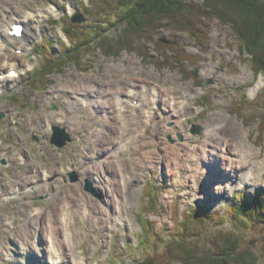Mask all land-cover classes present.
<instances>
[{
	"label": "rangeland",
	"instance_id": "obj_1",
	"mask_svg": "<svg viewBox=\"0 0 264 264\" xmlns=\"http://www.w3.org/2000/svg\"><path fill=\"white\" fill-rule=\"evenodd\" d=\"M189 1L200 8L203 0ZM98 6L107 8L93 0H0V264H35L32 248L46 264L45 234L51 231L41 229L47 221L46 211L53 212L49 218L54 216L57 224L67 221L64 225L73 231L61 247L66 255L61 257L56 251L61 258L58 263L48 261L50 264H140L145 257L165 252L192 205L219 213L202 230L196 228L199 221L194 218L186 226L198 232L192 238L185 235L186 241L194 239L196 253L212 248L213 241L229 231L241 239V250L253 251L258 263L264 264V226H246L226 212L221 215L237 195L251 200L264 193L260 120L238 116L239 110L247 117L261 116L264 76L256 75L251 62L240 56L230 26L217 16L200 18L203 24H196V35L167 27L156 32L161 42L175 46L163 47L172 59L164 64L154 40L115 54L102 53L94 42L80 48L82 41L75 38V31L85 32L86 37L97 27L107 36L120 31L109 25L116 19L113 13L100 12ZM30 14L35 19L28 30L26 18ZM16 21L25 23V41L5 36ZM144 50L149 59L142 54ZM47 57H55L53 69ZM177 58L180 63H173ZM12 67L18 76L9 75ZM127 85L136 88L141 97H134L142 98L145 104L153 100L150 91L157 87L158 105L146 122L141 107L127 102L132 115L117 114L116 119L122 127L119 135H124L115 138L114 144L106 143L103 137L99 144L104 120L91 106V99L102 95L110 98L116 89L125 97ZM86 86L89 90L82 89ZM218 124L225 127L221 133L234 138V144L242 142L248 150L245 168L224 170L232 182L248 174L245 183L233 188L221 177L217 181V174L207 169L214 161V165L227 166L229 155L225 151L214 150L209 154L211 162L206 155H195L198 148L212 152L209 147L213 142L207 134ZM54 126L62 128L70 140L60 145L52 142ZM132 126L138 131L127 130ZM196 127L200 131L193 133ZM108 144L112 146L108 153L118 151L114 158L126 162L125 174L119 168L115 171L118 175L113 174L119 183L114 197L121 200L120 216L115 214L113 194L107 187L112 175L106 174L101 164ZM241 147L233 150L238 159ZM109 177L103 186L104 178ZM87 181L93 190L87 188ZM148 191L155 201L145 196ZM65 208L68 211L62 214ZM97 208L99 212L93 215ZM36 214L38 219H33ZM59 235L55 234L61 240ZM156 264L185 263L171 258Z\"/></svg>",
	"mask_w": 264,
	"mask_h": 264
},
{
	"label": "trees",
	"instance_id": "obj_2",
	"mask_svg": "<svg viewBox=\"0 0 264 264\" xmlns=\"http://www.w3.org/2000/svg\"><path fill=\"white\" fill-rule=\"evenodd\" d=\"M93 1L107 5V8L105 6V8L98 6L100 9L98 11H111L113 13L112 16H115L116 19L114 22L109 23V25L113 27L114 31L118 30V28L120 31L118 30L119 33L116 35L107 36L104 33L98 32L97 27L94 33L87 35V37L84 35L85 32L82 34L83 31H75V38L78 37L82 41V45L80 44L78 46L80 48L84 44L85 46H89V42H94L98 45L102 53L115 54L122 50L141 48L142 45L154 40L155 51L161 57L160 63L164 64L170 62L172 59L168 58V55L166 56L163 47L173 48L175 46L173 43L165 44L161 42L155 36L156 32L167 27L174 32L184 31L196 35L195 32L199 30L196 24L198 22L199 24H203L200 18L204 19L205 17L217 16L221 23L230 26L236 38L240 56L251 62L256 75L262 74L264 76V0H203L199 6L200 8L192 5L189 0ZM115 8L117 10L119 9L117 13L113 11ZM109 39H112L110 43L108 42ZM142 54L149 59L148 51L144 50ZM185 56L182 57L183 60H186ZM54 59L55 57L48 58V60H52L50 63L51 69H53ZM152 61H154L153 58ZM180 61L181 59L177 58L173 63H180ZM170 65L172 66V64ZM243 96H246V94L243 93ZM238 116L243 119H259V129H263L262 131L264 133V111H262L261 116L247 117L239 110ZM149 195L151 200L155 201V196L151 195V191L145 194L146 197ZM224 208L226 211H222L221 215L226 212L227 216L229 215L235 220H241L246 226H264L263 192L257 193L255 198L251 200H248L244 195H237L234 201ZM206 209V207L200 208L199 205L190 206L186 210V219L181 222L178 231L173 233V237H175L166 244L165 252H160V254L155 253L151 257H145L143 261H140V264H156V261L161 263L171 258L173 261L180 260L185 264H259L258 255L247 248L241 250V239L235 237L233 235L234 233L229 231L220 234L217 237V242L212 240L215 242L212 248H208L207 251L200 250L196 253L197 249L194 247V243H192L194 239L188 238L191 240L188 243L189 240H185V235L187 237L191 236L192 238L197 236L198 232H192L186 226L194 218L199 221L196 228L200 227V230H202V228L206 227V223L210 219H217L219 213H211ZM143 215L144 212H141V217ZM141 221L144 223L143 219ZM179 236L184 237V239H180L181 241L178 240ZM159 238L162 242L165 240L160 235ZM183 242L185 243L182 244ZM190 246H193V248ZM214 249L216 250L215 253Z\"/></svg>",
	"mask_w": 264,
	"mask_h": 264
},
{
	"label": "bare ground",
	"instance_id": "obj_3",
	"mask_svg": "<svg viewBox=\"0 0 264 264\" xmlns=\"http://www.w3.org/2000/svg\"><path fill=\"white\" fill-rule=\"evenodd\" d=\"M3 10H5V9H3ZM11 15L13 16L14 13H11ZM12 16H11V19H12ZM26 19H27V21H26L27 22V25L30 24V23L34 24L33 21L35 19V16L32 15V14H30V15H28V17ZM11 24H10V26H11ZM26 28H28V30H30V28L32 29V27H30L29 25ZM9 31H10V27L8 28V30L5 33L6 34L5 35L6 38H12V36H10V34H9ZM22 38H23V41H25V35H23ZM13 69H14L15 76L16 75L18 76V70L16 68L12 67V68H9L8 70H13ZM128 86H130V87H128ZM88 88L89 87L86 86L85 88H82V89L89 90ZM175 90H173V91H175ZM113 91H114V93L111 94V97L110 98H106V95H102L100 97H92V99H91V102H92L91 103V106L95 110H99L100 111V114L102 115V119L104 120V125L103 126H105V131H104V135H101V136L98 137L99 144L101 143L102 140H104L103 137H106V143H110V144L112 143V144H114L113 142L116 140L115 138H117V140H118L120 138V136H123L124 135V134L119 135L121 133L120 132V129H122V127L120 125V122L119 121H116V119L118 117L117 114H119L120 117H123L122 115H124V116L132 115L130 109H128V107H127V102H132V103L140 106L141 109H142V112L143 113L145 112V114H146L143 117L145 118V121L148 122V121H150V117H151L152 113L155 111V106L158 105V101H157L156 98H159L160 99V97H159V90L157 89V87H154V86L152 87V91H150V95H151V97H153V100L149 104H145L143 102V99L142 98H139V100H138L137 98L134 97V96L141 97V96L138 95V93L136 91V88L134 86L127 85L125 87V92H126V96L125 97H120L119 92L117 93V91H118L117 89L116 90H113ZM103 93H105V92H103ZM122 99H124L125 101L122 100ZM171 99L176 102V98H171ZM179 103L180 102H177V105H179ZM115 105H116L117 109L115 108ZM127 126H128V124H127ZM223 128H225L224 127V124H218L216 127H213V128H211L208 131V134H207L208 137L207 138L210 137L209 140H211V142H213L212 146L210 145L211 147H209V149H210L209 151H212L211 153L210 152L208 153L207 152L208 150H207L206 153H208V154H206L205 151H203V149L198 148L197 150H195V151H197L195 155H198L200 157H204V155H206V157H204V158H206L207 161L211 162L212 159H210V155L209 154L214 153V150L215 151L217 150L219 152L225 151V153H227L229 155V157H227L228 162H226L227 166L226 165L224 166V165H221V164L220 165H214L216 163V161H214V162H212L210 164H207V169L210 170L213 173V175L214 174H217V175H215V178L218 179L217 181L220 182L219 179L221 177V179H223L224 182L226 183V186L228 185L230 188H233L236 185H241V184L245 183V181L248 178L247 177L248 174L246 173L245 175H243L242 177H240L236 182H232L231 178L225 177L226 176V172L224 170L225 169L226 170L229 169L230 171H233V170H235L234 168H236V167L237 168L238 167L245 168L244 167V164H246V158H245V156H246L248 150L245 149V146H244V144H242V142H240L241 143L240 145L234 144V141H235V140H233L234 138L231 140L230 138H228V136H226L223 133H221V130ZM240 129H242L241 125L239 127V130ZM127 130L134 131V132L138 131V129L135 128L134 126L129 127ZM62 131H63V129H62ZM240 132L241 131H239V133ZM131 134H132V132H131ZM234 134H235V132H234ZM235 136H236V134H235ZM91 144H92V142H91ZM216 144H219V145H216ZM223 144H224V146H222ZM110 146L111 145H109L107 152L104 153V151H103V153L101 154V155L104 156L101 164H103L104 167H105V171L104 172L106 174L110 173L112 175L111 176L112 177V180H110L108 182L110 184V186H107V187L110 189V191L113 194V198L114 199L112 200V203H113V206L115 208V210H114L115 211V214L118 215V216H120V213H119V208H120L119 207V204H120V201L121 200H118L119 198H115L114 197V196L117 197V195H116L117 189H118L117 188V185L119 183L117 182V184H116V180H115L116 177H113L114 176L113 174L115 173V175H118L116 173L117 172L116 170L118 168L121 170V173L122 174H125L126 173V171H125L126 170V165H125L126 162L124 160H119V159L114 158L115 157L114 155L117 156L116 153L118 151L116 153H114V152L111 151V154H109L108 152L110 150H112V149H109ZM216 146H219L220 147V150H218ZM237 147H241L240 149H242L241 156H240L239 159L233 156V155H236V154L233 153V150H235V148H237ZM91 148L94 149L95 148V145L92 146ZM102 150L103 149H101V151ZM219 152H217V153H219ZM117 165H118V167H117ZM216 166H217V168H215ZM218 170H220V171H218ZM108 179H110V177L109 178H104V181H103L104 184H103V186L105 185V182H107L106 180H108ZM220 188H221V186L218 183L217 189H220ZM104 191H105V196L108 197V195H106V190L105 189H104ZM66 208L64 209V211L62 212V214L63 213H66L68 211ZM97 212H99V209L98 208H97V211L96 210H92L93 215H95ZM46 213H47L46 214L47 215V221L45 223L44 228L42 227L41 229H43V230L50 229L51 231H47L46 232L47 234H45V238L47 239V246L46 247L49 249V251L46 250L47 248H44L45 251L43 253H45V254L43 255V257L45 256L46 264H48L49 262L50 263L51 262L52 263H58L59 262L58 259H60L63 255H66L63 252V249H62V248H64V244L63 243L65 241L64 240L65 239V236L66 235L68 236V233H72L73 231L71 229L67 228V226H65L67 224V221H66V223H64L65 225L64 224L62 225L61 223H58L57 224L56 220L54 219V216H52L51 218H49V216L53 212L52 211H49V212L46 211ZM38 214H39V212H38ZM38 214H36L35 217H33V219H38ZM36 221H38V220H36ZM55 234H58V235L61 234V236L63 238L60 240V238H59L60 235L56 238ZM54 242L57 243V246L54 245ZM37 248L38 249L40 248V244L39 245L37 244ZM31 251H32L31 252V255H33V258L35 257L34 259H36L35 264L36 263L37 264H44L43 263L44 261L41 258H38V255L34 254V249L33 248L31 249ZM56 251H58L60 253V255H61L60 258H59L58 255H56V253H55Z\"/></svg>",
	"mask_w": 264,
	"mask_h": 264
},
{
	"label": "water",
	"instance_id": "obj_4",
	"mask_svg": "<svg viewBox=\"0 0 264 264\" xmlns=\"http://www.w3.org/2000/svg\"><path fill=\"white\" fill-rule=\"evenodd\" d=\"M195 72L196 71H193V73H195ZM2 116L3 115L0 113V118ZM53 129H54L55 132L52 135L51 141L54 142L55 144L60 145V144H62L64 142V140H67V139L70 140L69 135L65 136V134L62 131V128H60L58 126H54ZM199 131H200V127H196L195 129L192 130L193 133H198ZM87 188L93 190L89 181H87Z\"/></svg>",
	"mask_w": 264,
	"mask_h": 264
}]
</instances>
